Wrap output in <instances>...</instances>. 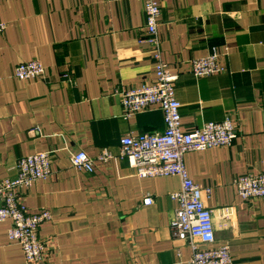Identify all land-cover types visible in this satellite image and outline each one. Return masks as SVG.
Masks as SVG:
<instances>
[{"label":"crops","instance_id":"crops-1","mask_svg":"<svg viewBox=\"0 0 264 264\" xmlns=\"http://www.w3.org/2000/svg\"><path fill=\"white\" fill-rule=\"evenodd\" d=\"M158 36L167 71L177 75L180 127L187 133L229 118L230 147L188 153V177L211 190L215 246L228 244L233 264H264V199L243 201L234 182L264 172V0H158ZM0 178H14L22 157L50 153L51 176L19 191L30 213L48 210L39 228L47 264H184L191 255L172 239L176 177L139 179L118 157L126 134L158 133L152 107L122 117L116 91L154 84L140 0H0ZM224 73L195 78L187 67L212 48ZM39 61L43 79L20 81L17 65ZM95 159L91 174L71 155ZM153 199L142 207V199ZM0 223V264H27ZM200 248H204L200 245Z\"/></svg>","mask_w":264,"mask_h":264},{"label":"built area","instance_id":"built-area-1","mask_svg":"<svg viewBox=\"0 0 264 264\" xmlns=\"http://www.w3.org/2000/svg\"><path fill=\"white\" fill-rule=\"evenodd\" d=\"M145 26L144 43L150 48V58L156 75L154 84H145L131 90L116 91L120 100L122 117L131 119L152 107L162 114L164 129L158 133L126 134L119 141L118 157L125 160L139 179L176 177L179 190L169 195L176 203L169 227L172 239L187 243L190 258L184 264H233L228 244L215 246V232L212 212L204 201L210 198L211 190L191 180L184 166L188 153L204 152L220 147H230L237 137L234 123L226 118L221 122L206 123L200 130L184 132L180 127L181 105L175 97L177 75H171L164 62L161 42L158 36L160 8L158 0H140ZM5 25L0 24V31ZM225 53L217 48L202 58L188 61L187 67L195 78H205L224 73L222 60ZM45 69L39 61L17 65L13 77L20 81L43 79ZM112 159L103 151L95 159L79 151L70 156L71 166L91 174L96 163H107ZM50 153L42 152L22 157L16 163V176L0 178V223L8 221L7 239L20 247L27 264H47L46 248L39 239V228L51 220L48 210L30 213L23 205L19 191H27L34 184L46 181L51 176ZM234 186L239 198L247 200L264 199V172L247 174L235 180ZM153 199L145 195L142 207H150ZM202 245L204 248H200Z\"/></svg>","mask_w":264,"mask_h":264}]
</instances>
